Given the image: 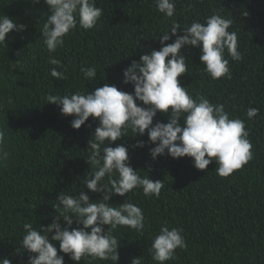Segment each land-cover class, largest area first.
I'll list each match as a JSON object with an SVG mask.
<instances>
[{
    "label": "trees",
    "instance_id": "16d2710c",
    "mask_svg": "<svg viewBox=\"0 0 264 264\" xmlns=\"http://www.w3.org/2000/svg\"><path fill=\"white\" fill-rule=\"evenodd\" d=\"M96 5L103 9L97 27L84 30L77 25L62 48L49 52L42 30L51 12L44 0L39 4L0 0V16L26 26L0 44V130L9 152L8 160L0 164V259L26 264L28 254L23 260L16 254L25 235L23 225H50L56 215L53 204L61 192L76 195L83 190L91 201L102 199L103 194L83 185L90 171L88 141L99 122L90 118L75 130L71 127L74 117L47 104V96L86 94L106 83L134 94V87L123 83L124 70L143 54L160 50L159 37L171 30L173 21L183 28L193 21L205 23L207 17L219 13L233 20L229 31L237 32L238 51L243 56L233 61L225 52L231 79H212L195 47L182 49L189 72L178 79L194 99L202 95L213 104H223L230 118L245 122L253 159L229 177H220L215 162L198 170L190 157L173 159L165 154L152 160L149 148L155 145L147 132L135 137L129 130L128 137L110 146L125 145L131 167L164 186L159 198L146 196L142 188L125 197L114 195L109 201L112 206L128 199L142 209L145 228L137 232L119 226L113 234L121 243L119 264H131L140 257L142 264H157L149 250L165 224L182 229L187 244L166 264H264V0H176L172 18L161 14L154 0H96ZM175 39L172 36L166 43ZM50 57L59 59L63 67L49 64ZM53 67L67 69L66 78L52 77ZM82 67H95L96 80L85 79ZM249 108L259 109L251 120L246 115ZM157 121L167 123L168 115L158 113L154 124ZM138 141L146 146L137 148ZM113 178L118 179V174ZM54 244L65 264H76L59 251L58 242ZM80 264L113 262L85 257Z\"/></svg>",
    "mask_w": 264,
    "mask_h": 264
},
{
    "label": "clouds",
    "instance_id": "9594fccd",
    "mask_svg": "<svg viewBox=\"0 0 264 264\" xmlns=\"http://www.w3.org/2000/svg\"><path fill=\"white\" fill-rule=\"evenodd\" d=\"M31 3L39 4L40 0H31ZM44 3L51 12L42 30L43 43L49 52L62 48L65 37L77 25L84 30L97 27L103 15V9L97 7L96 0H44ZM154 3L161 14L168 18L174 16L176 0H154ZM244 15L247 16V12ZM232 25V19L219 13L207 17L205 23L193 21L183 28L173 21L171 30L159 37L160 50L143 54L138 62L134 60L124 70L123 83L131 84L134 94L106 83L86 94L47 96V104L57 105L62 115L74 117L71 121L73 129H81L90 118L99 122L88 141L90 154L86 161L90 171L86 173L83 185L90 192L103 195L102 199L91 201L83 190L76 195L61 192L53 204L56 215L50 225H23L25 235L16 249L21 260L27 253L26 264H65L64 256L58 255L54 244L58 242L59 251L76 264L85 257L119 264L121 243L114 231L119 226H126L143 232L145 215L128 199L115 207L109 201L114 195L125 197L137 188H142L146 196L159 198L164 186V182L153 181L148 175L142 177L140 171L131 167L129 150L125 145L110 146L128 137L129 130L135 137L147 132L150 143L155 145L149 148L152 160L165 154L173 159L190 157L198 170H206L215 162L218 165L215 171L220 177H229L253 159L245 122L230 118L223 104H213L202 95L194 99L178 79L189 72L186 57L182 54L186 47L200 50V60L205 65L203 69L212 79H231L225 52L233 61L243 59L238 51L237 32L229 31ZM181 28L182 35L178 34ZM14 30L25 31L26 26L17 24L7 15L0 16V44H5ZM172 36L176 37L174 42L166 43ZM48 63L63 67L56 58L50 57ZM57 67L51 69V76L64 80L67 69L58 71ZM81 73L88 80L97 78L95 67H82ZM158 113L167 114L168 122L157 121L154 124ZM258 114L257 108H249L246 113L249 120ZM145 146L143 141L136 144L141 149ZM8 158L5 133L0 130V164ZM114 173L118 174V179L113 178ZM74 223L77 227H73ZM105 226H108L107 231ZM186 247L182 229H170L165 224L153 239L149 252L157 264H166L175 259L177 249L185 250ZM143 260V257L133 258L131 264H142ZM0 264H12V261L5 257L0 259Z\"/></svg>",
    "mask_w": 264,
    "mask_h": 264
}]
</instances>
